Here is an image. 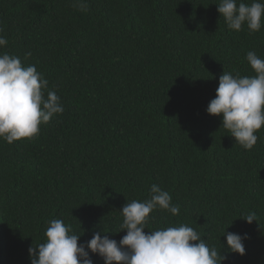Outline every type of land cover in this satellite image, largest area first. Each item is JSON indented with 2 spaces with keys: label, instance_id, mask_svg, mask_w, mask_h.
I'll use <instances>...</instances> for the list:
<instances>
[{
  "label": "trees",
  "instance_id": "trees-1",
  "mask_svg": "<svg viewBox=\"0 0 264 264\" xmlns=\"http://www.w3.org/2000/svg\"><path fill=\"white\" fill-rule=\"evenodd\" d=\"M82 2L0 0V53L35 64L64 107L37 137L0 139V264H31L52 219L78 244L94 232L119 243L120 210L152 184L180 212L154 210L146 233L186 224L222 264H264V127L245 150L206 111L223 71L255 75L246 54L264 59V26L228 29L220 0ZM224 229L247 234L243 256Z\"/></svg>",
  "mask_w": 264,
  "mask_h": 264
},
{
  "label": "clouds",
  "instance_id": "clouds-1",
  "mask_svg": "<svg viewBox=\"0 0 264 264\" xmlns=\"http://www.w3.org/2000/svg\"><path fill=\"white\" fill-rule=\"evenodd\" d=\"M228 29L239 32L244 26L255 33L264 26V2L251 0H220L217 5ZM73 7L87 11L82 0H74ZM3 29L0 28V32ZM7 39L0 36V47ZM28 52L25 56H30ZM246 60L255 73L253 76L220 75L215 98L207 113L221 117V126L230 132L235 143L251 150L257 143L256 133L264 127V59L248 51ZM48 80L35 64L24 66L18 56L0 53V139L12 144L39 135L40 126L64 107L55 91L47 90ZM46 93V94H45ZM150 198L141 202L132 200L120 210L126 230L119 243L107 234L94 232L86 243H79L80 235L61 219L49 221L45 231L46 242L28 249L31 264H93L90 254L98 255L104 264H222L226 256L215 247H209L194 228L180 224L153 231H144L150 214L164 210L173 216L180 206L172 203V196L157 184L149 189ZM247 223L256 221L255 213L242 217ZM105 233V232H103ZM227 250L245 254L243 240L247 234L224 233Z\"/></svg>",
  "mask_w": 264,
  "mask_h": 264
},
{
  "label": "water",
  "instance_id": "water-1",
  "mask_svg": "<svg viewBox=\"0 0 264 264\" xmlns=\"http://www.w3.org/2000/svg\"><path fill=\"white\" fill-rule=\"evenodd\" d=\"M0 256H1V254H0Z\"/></svg>",
  "mask_w": 264,
  "mask_h": 264
}]
</instances>
